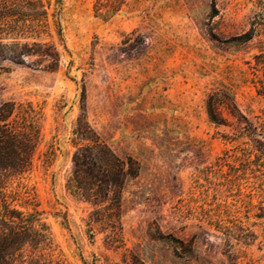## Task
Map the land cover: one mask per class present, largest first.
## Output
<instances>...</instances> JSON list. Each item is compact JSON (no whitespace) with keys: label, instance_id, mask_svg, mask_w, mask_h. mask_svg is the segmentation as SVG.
<instances>
[{"label":"rangeland","instance_id":"374dc122","mask_svg":"<svg viewBox=\"0 0 264 264\" xmlns=\"http://www.w3.org/2000/svg\"><path fill=\"white\" fill-rule=\"evenodd\" d=\"M41 1V46L0 58V105L39 129L6 195L47 225L44 264H264V0H126L107 20ZM222 92L236 117L222 104L216 125ZM84 123L138 164L118 220L69 186Z\"/></svg>","mask_w":264,"mask_h":264},{"label":"trees","instance_id":"16d2710c","mask_svg":"<svg viewBox=\"0 0 264 264\" xmlns=\"http://www.w3.org/2000/svg\"><path fill=\"white\" fill-rule=\"evenodd\" d=\"M124 5L126 0H96L95 16L107 20ZM45 15L41 0H0V58L19 61L28 47L41 46L38 40ZM258 84L257 94L264 99V81ZM217 95H209L205 106L209 121L221 125L219 106L224 104L235 117L237 109L231 94L222 92L221 99ZM18 107L9 102L0 105V264H44V251L52 245L47 225L38 213L13 208L6 195L10 179L32 168L39 142V129L26 117L19 120ZM75 133L85 144L72 155L71 191L100 207L106 218L118 220L122 188L138 175V164L130 157H118L85 123Z\"/></svg>","mask_w":264,"mask_h":264}]
</instances>
